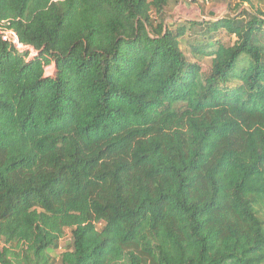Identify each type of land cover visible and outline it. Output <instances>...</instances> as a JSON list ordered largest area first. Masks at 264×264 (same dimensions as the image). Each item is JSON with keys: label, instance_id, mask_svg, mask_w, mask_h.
Wrapping results in <instances>:
<instances>
[{"label": "trees", "instance_id": "obj_1", "mask_svg": "<svg viewBox=\"0 0 264 264\" xmlns=\"http://www.w3.org/2000/svg\"><path fill=\"white\" fill-rule=\"evenodd\" d=\"M170 1L0 0V264H264V0Z\"/></svg>", "mask_w": 264, "mask_h": 264}, {"label": "rangeland", "instance_id": "obj_2", "mask_svg": "<svg viewBox=\"0 0 264 264\" xmlns=\"http://www.w3.org/2000/svg\"><path fill=\"white\" fill-rule=\"evenodd\" d=\"M236 4L237 0H171L168 6L164 9V15L167 20L177 23H182L188 20L208 21L213 18L221 17L228 11H233ZM242 7H245V4H243ZM217 37L226 45L231 44L234 40L233 36L230 37L225 33H219ZM188 41L191 42V38ZM181 48L190 60L198 61L192 56L186 41L182 42ZM198 62L202 67V71L206 72L209 68V58H204ZM52 73L53 65L46 66L45 74L51 75ZM66 239H68V237H65L61 241L60 248L57 251L52 252V255L57 256L58 252L63 249Z\"/></svg>", "mask_w": 264, "mask_h": 264}, {"label": "built area", "instance_id": "obj_3", "mask_svg": "<svg viewBox=\"0 0 264 264\" xmlns=\"http://www.w3.org/2000/svg\"><path fill=\"white\" fill-rule=\"evenodd\" d=\"M0 35L2 40L12 43L18 49L23 48L24 46L19 42L16 33L11 29H0Z\"/></svg>", "mask_w": 264, "mask_h": 264}]
</instances>
